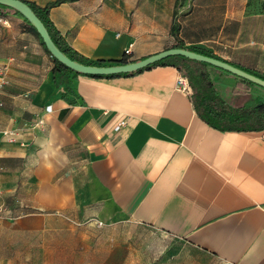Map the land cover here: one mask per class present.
I'll use <instances>...</instances> for the list:
<instances>
[{
    "label": "crops",
    "instance_id": "0c3cea01",
    "mask_svg": "<svg viewBox=\"0 0 264 264\" xmlns=\"http://www.w3.org/2000/svg\"><path fill=\"white\" fill-rule=\"evenodd\" d=\"M175 4L63 0L48 18L95 64L140 60L177 40L216 53L209 39L172 35ZM29 25L0 12V203L127 220L223 264H264V130L206 124L192 96L175 89L182 72L173 66L118 77L53 73Z\"/></svg>",
    "mask_w": 264,
    "mask_h": 264
},
{
    "label": "rangeland",
    "instance_id": "374dc122",
    "mask_svg": "<svg viewBox=\"0 0 264 264\" xmlns=\"http://www.w3.org/2000/svg\"><path fill=\"white\" fill-rule=\"evenodd\" d=\"M171 23L173 36L183 32L186 38L209 39L216 55L264 71V0H176ZM200 70L208 72L221 101L232 90L264 100V88L247 86L231 74L183 66L187 78L188 71ZM190 85L196 102L205 82ZM14 204V199L11 204L0 203V264H223L180 240L127 220L98 225L100 219L93 214L73 219Z\"/></svg>",
    "mask_w": 264,
    "mask_h": 264
},
{
    "label": "trees",
    "instance_id": "16d2710c",
    "mask_svg": "<svg viewBox=\"0 0 264 264\" xmlns=\"http://www.w3.org/2000/svg\"><path fill=\"white\" fill-rule=\"evenodd\" d=\"M62 1L63 0H54L52 2L47 3L44 7H39L35 5L34 3H30L26 1L24 2H26L32 8L35 14L41 19V21L46 26L54 43L69 58L76 60L83 64H95L87 60H84L79 54H77L68 45H66L61 35L55 30L52 23L50 22L48 18L49 9L53 6L58 5ZM3 10H10L14 12L15 14L21 16V14H19L16 10L6 7L4 5H0V12ZM29 26L36 33L35 29L31 25ZM171 31L174 34L175 28L172 27ZM174 48H185V49H189L193 52H196L202 55H206V56H210V57H214V58L226 61L229 64L241 70H244L261 79H264V71L257 70L254 68H249V67H246L236 62L227 61L221 58L220 56L216 55L212 51L204 48L203 46L193 45V46L185 47L180 40H177V43L174 45ZM52 60H53V67H52L53 73L67 72V73L79 75V73L70 70L69 68L61 64L55 58L52 57ZM128 61L129 60L127 58H123L118 63H126ZM97 64L100 65L102 64V62H98ZM187 65L196 66L201 69H205L206 67H211L210 65L206 63L191 60L183 56L174 55V56H169L159 61H156L134 72L114 74V75H103V76H92V75H86V76H90V77L132 76L143 70L151 69L156 66H173L183 73V66H187ZM187 75H188L189 82L193 86H199L202 81L205 82L204 90L200 94H197L196 96L197 101L193 103H194V108L198 116L206 124L218 130H221V131L235 130V131H245V132H259V131L264 130V100L253 98L252 95L248 91L237 92V91L232 90L230 96L227 99L222 100L224 101L222 102L220 100L219 91L214 87L213 82L209 79V74L207 71L200 70L199 73L197 74H193L192 71H188ZM236 78L240 82L246 84L247 86H251V85L257 86L242 78H239V77H236Z\"/></svg>",
    "mask_w": 264,
    "mask_h": 264
},
{
    "label": "water",
    "instance_id": "95a60500",
    "mask_svg": "<svg viewBox=\"0 0 264 264\" xmlns=\"http://www.w3.org/2000/svg\"><path fill=\"white\" fill-rule=\"evenodd\" d=\"M0 5H4L16 10L21 16L30 24L39 37L41 38L46 50L51 57L58 60L61 64L70 70L83 75L103 76L114 75L121 73L134 72L142 69L156 61L164 59L169 56L179 55L185 58L206 63L211 67L217 68L223 72L229 73L233 76L247 80L254 85L264 88V79H261L253 74L241 70L226 61L202 55L185 48H168L161 52L149 55L145 58L136 61H128L126 63L116 64H83L76 60L69 58L63 51H61L52 40L46 26L41 19L35 14L32 8L22 0H0Z\"/></svg>",
    "mask_w": 264,
    "mask_h": 264
},
{
    "label": "built area",
    "instance_id": "2783aa9c",
    "mask_svg": "<svg viewBox=\"0 0 264 264\" xmlns=\"http://www.w3.org/2000/svg\"><path fill=\"white\" fill-rule=\"evenodd\" d=\"M131 48H132V43L128 44L127 47L124 49V55H130L131 53ZM7 83V78H6V67H0V94L1 91L3 89V87L6 85ZM175 89L179 92H182L186 95H190L192 94V89H191V85L190 82L187 78V76L183 73H180L175 80V85H174ZM3 105L2 100L0 98V107ZM51 110V106H46L44 108V112H49ZM42 121H38V123L40 124ZM98 225H102L101 221L97 222Z\"/></svg>",
    "mask_w": 264,
    "mask_h": 264
}]
</instances>
